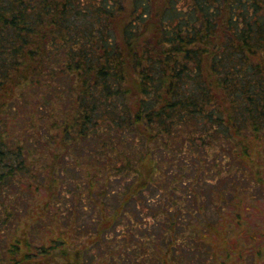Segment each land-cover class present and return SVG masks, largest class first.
Masks as SVG:
<instances>
[{
    "label": "trees",
    "instance_id": "1",
    "mask_svg": "<svg viewBox=\"0 0 264 264\" xmlns=\"http://www.w3.org/2000/svg\"><path fill=\"white\" fill-rule=\"evenodd\" d=\"M263 146L264 0H0V264H256Z\"/></svg>",
    "mask_w": 264,
    "mask_h": 264
},
{
    "label": "rangeland",
    "instance_id": "2",
    "mask_svg": "<svg viewBox=\"0 0 264 264\" xmlns=\"http://www.w3.org/2000/svg\"><path fill=\"white\" fill-rule=\"evenodd\" d=\"M88 162H89L88 159H83V163H84L85 166H87L86 164H89ZM226 163L227 162H223L222 164H217V172H218L217 174H218V176H217V178H215V180H214V182H213V184H212V186L210 188L211 192H214V194H216V196H217V193H218V190L220 189V187H222L223 189H227L228 186H229L228 180H225V179H227V175H228V172H229L225 168L228 165V164L226 165ZM88 166H89L88 167V174L89 175L92 174L91 173L92 171L93 172L96 171L95 169L91 170L92 166H90V164ZM262 166H264V163H263ZM87 177H89V176H83L82 180H87ZM219 180H220V182L217 183ZM225 182L228 183V184L225 185ZM214 183H216V184L214 185ZM41 195L43 197H46V193H42ZM259 206L261 207L262 210H254L252 215L249 217L248 220H250V224L249 225H250L251 229L254 231L253 234L257 238H259V240L261 241L260 249H261L262 258H260L259 261H256V264H264V249H263L264 242H263V237H262V235H264V228H262L264 226V200L261 201ZM20 208H21V206H20ZM27 215L28 214L26 212H24V214L21 217V218H23L24 222L28 219ZM65 219H67V218L65 217ZM67 220L70 223L68 226H66V224H65V222L63 220H61L60 224H58V225H60L61 228L67 229V230L70 231L69 232V237L72 236V235L75 236L76 232L81 234L83 236V238L81 240H79V239L71 240L70 239V241L77 242L78 245H80L82 242H84V243L86 242L84 240L87 239V237H88L87 231L92 232L95 229V227L92 224L91 220L89 219L88 215L87 214H83L82 212H78V213L75 212ZM83 224H86L88 226V228L77 230V228L82 226ZM48 229H49V227L46 224H41V226L38 228V230L35 229V231L37 232L36 233L37 235L39 234L40 236L47 237L48 233H49ZM118 230H120V229H118ZM29 234H31V232ZM242 237H243L242 240L243 241L246 240V243H248L246 235H243ZM256 244L259 246L258 240L256 241ZM242 264H249V263L248 262H242Z\"/></svg>",
    "mask_w": 264,
    "mask_h": 264
}]
</instances>
